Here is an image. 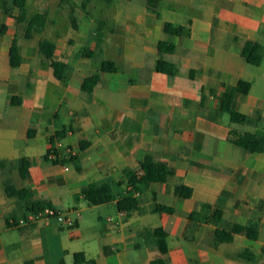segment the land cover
Listing matches in <instances>:
<instances>
[{
    "label": "crops",
    "instance_id": "0c3cea01",
    "mask_svg": "<svg viewBox=\"0 0 264 264\" xmlns=\"http://www.w3.org/2000/svg\"><path fill=\"white\" fill-rule=\"evenodd\" d=\"M116 11L103 20L100 43L98 26L87 29L79 20L77 28L71 21L50 35L47 21L29 39L23 32L24 40H18L14 15L0 20V264H151L160 257L167 264H264V153L231 143L229 132L237 127L219 108L225 92L240 80L251 82L234 107L258 121L248 132L264 131V0H162L160 17L147 0H125ZM165 21L185 26L188 34H167ZM15 38L22 56L17 68L9 54ZM43 39L55 44L54 58L67 65L60 80L40 53ZM162 40L176 44V51L160 53ZM249 40L261 45L260 66L242 55ZM84 48L93 56H83ZM159 58L176 63L179 73L158 72ZM105 60L118 72L103 73ZM93 74L101 79L89 93L82 85ZM15 98L21 103L13 104ZM73 154L76 160L69 161ZM146 154L173 173L166 182L140 183L141 192L134 193L139 208L118 211V200L132 190L125 170L141 176ZM24 158L30 161L27 178ZM105 180L113 199L90 205L82 190ZM7 184L26 190L28 199L9 196ZM179 185L191 187L192 196L180 199ZM39 201L74 225L53 218L19 224L30 213L27 205ZM203 203L221 209L227 224L258 223V239L236 234L232 242L217 243L219 225L189 220ZM159 205L174 211L157 212ZM67 227L70 234L61 231ZM157 228L168 233L165 255ZM76 253L85 260L77 263Z\"/></svg>",
    "mask_w": 264,
    "mask_h": 264
},
{
    "label": "trees",
    "instance_id": "16d2710c",
    "mask_svg": "<svg viewBox=\"0 0 264 264\" xmlns=\"http://www.w3.org/2000/svg\"><path fill=\"white\" fill-rule=\"evenodd\" d=\"M28 0H0V5L5 6L6 13L8 12V7L18 10L19 14L15 16L17 25L23 28L24 37L26 39L31 38L35 33L41 32L47 23V14L34 13L28 15L27 10ZM66 1V0H62ZM110 2L112 0H106ZM162 0H147V7L150 11L154 12L158 17H160V5ZM72 26L74 28L78 27L77 19L74 15H71ZM104 22L100 21L97 27L96 40L100 43L104 37ZM164 31L169 35L183 36L188 34V29L182 25H176L172 22L165 21L163 24ZM1 32H6V25H1ZM176 44L170 40H162L158 44V50L160 53H174L176 51ZM40 53L50 62V66L53 68L54 76L57 79H62L66 70V63L54 58L56 46L53 42L48 39H43L39 43ZM10 60L11 66L17 68L22 63V56L20 53V46L18 40L13 39L10 48ZM94 52L89 48H84L82 55L85 57H92ZM242 55L246 58L247 62L253 66H260L263 61V56L261 52V45L253 40L246 42ZM156 70L161 73H166L169 75H177L179 73V67L176 63L169 62L163 58H159L156 64ZM102 72L115 73L118 72L117 65L112 60H105L102 64ZM101 79L100 74H93L87 77L82 85L83 90L91 93L95 86L99 83ZM251 82L246 80H240L238 84L233 87L230 91L225 92L221 96L220 110L223 113H227L230 119L235 124L243 125H253L257 124L258 121L253 117L244 114L234 107V100L237 94H248L251 90ZM13 104H20L21 101L18 99L12 100ZM65 133V130L57 132V135ZM32 133H29L31 136ZM62 137V135H61ZM229 141L236 146L244 148L246 151L251 153H264V132H240L237 129H231L229 132ZM53 141V140H52ZM85 145L81 144L80 149H84ZM50 152H55L56 149L50 150ZM69 161H75V155L66 156ZM48 158V155L46 156ZM55 163L56 160L54 161ZM29 166L30 161L28 158H24L21 162V174L23 178L29 176ZM140 169L143 171L141 176H138L135 171L131 169L125 170V176L127 179V184L131 186L132 190H129L127 194L121 197L116 206L118 211H124L127 213L136 211L140 205V199L134 196V193L139 191L140 183H150V182H166L168 177L172 175L173 171L171 167L160 161H155L151 154H146L140 163ZM6 190L9 196L18 197L19 199L27 200L28 194L26 190H17L15 187L6 185ZM176 195L180 199L190 198L193 194V189L185 185H179L175 189ZM83 197L88 201L90 205H101L110 202L113 199L114 192L109 181L93 182L87 185L82 190ZM264 204V200L261 202ZM51 206L50 203L45 201H39L27 205V211L30 213H36L43 210L45 207ZM157 212H168L173 213L174 208L159 205L155 208ZM189 220L192 222H214L219 227L216 229L214 238L217 243L232 242L236 234H243L251 240H256L259 237V224L249 223V224H227L223 219V211L219 208L213 207L211 204L203 203L200 205L199 209L194 210L190 216ZM154 235L157 238L158 248L160 252L165 255L169 251L167 236L168 233L162 229L157 228L154 231ZM75 261L80 263L85 260L83 253H76L74 255ZM26 264H33V261H27ZM151 264H167L164 257L157 258L151 262Z\"/></svg>",
    "mask_w": 264,
    "mask_h": 264
},
{
    "label": "rangeland",
    "instance_id": "374dc122",
    "mask_svg": "<svg viewBox=\"0 0 264 264\" xmlns=\"http://www.w3.org/2000/svg\"><path fill=\"white\" fill-rule=\"evenodd\" d=\"M124 1L125 0H112L110 2H107L106 0H28L27 10L28 15H32L34 13L47 14V21L49 27L48 32H46V35H50V33L55 32V28L57 27H59V29H62L63 27L69 26L71 23V15H74L76 19L81 22L83 27L87 29L91 28L93 25L98 26L100 21L103 22V20L105 19L107 20L109 18L114 17L117 12V7ZM4 7L5 6L0 5V20L3 16L5 20L8 15L16 16L19 14L18 10L11 7H8V12L6 13ZM45 28L46 26L44 27V29ZM16 31L17 35H19V38L17 36L18 40H24L23 28L18 29L16 27ZM261 71L264 72V64ZM235 125L237 127L236 129L240 132L248 131V125ZM89 226L90 224L88 223L82 225V231L85 235L89 232ZM76 230L77 228L73 229V231ZM61 231L65 232L66 234L71 233V229H69L68 227ZM81 243V246L84 247L83 241Z\"/></svg>",
    "mask_w": 264,
    "mask_h": 264
},
{
    "label": "built area",
    "instance_id": "2783aa9c",
    "mask_svg": "<svg viewBox=\"0 0 264 264\" xmlns=\"http://www.w3.org/2000/svg\"><path fill=\"white\" fill-rule=\"evenodd\" d=\"M61 144H59V147ZM74 155V154H73ZM51 158H55L56 154L54 152L50 153ZM56 219L60 224L73 226L74 220L70 217H67L61 210L53 207H45L43 210L36 213H29L25 217L19 220V224L28 225L32 223L39 222L41 220H50Z\"/></svg>",
    "mask_w": 264,
    "mask_h": 264
}]
</instances>
